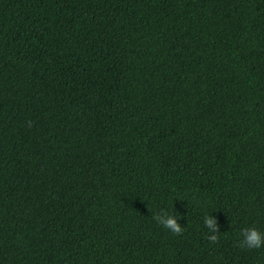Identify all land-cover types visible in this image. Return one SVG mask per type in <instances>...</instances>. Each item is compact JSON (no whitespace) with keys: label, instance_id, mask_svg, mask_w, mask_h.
I'll use <instances>...</instances> for the list:
<instances>
[{"label":"trees","instance_id":"trees-1","mask_svg":"<svg viewBox=\"0 0 264 264\" xmlns=\"http://www.w3.org/2000/svg\"><path fill=\"white\" fill-rule=\"evenodd\" d=\"M0 264H264V0H0Z\"/></svg>","mask_w":264,"mask_h":264}]
</instances>
